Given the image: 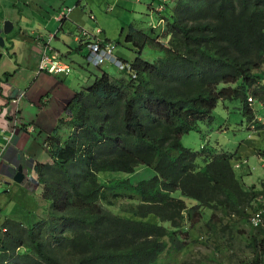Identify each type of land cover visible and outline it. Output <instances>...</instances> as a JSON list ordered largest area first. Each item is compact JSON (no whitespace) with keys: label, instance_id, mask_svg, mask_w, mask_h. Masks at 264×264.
Masks as SVG:
<instances>
[{"label":"trees","instance_id":"16d2710c","mask_svg":"<svg viewBox=\"0 0 264 264\" xmlns=\"http://www.w3.org/2000/svg\"><path fill=\"white\" fill-rule=\"evenodd\" d=\"M171 5L166 43L129 26L134 72H102L66 104L43 145L51 164L33 168L47 214L5 221L0 264H264V181L237 176L238 151L181 143L220 101L237 102L241 126L264 138V0ZM145 48L158 57L144 60ZM144 168L154 175L134 183L98 179Z\"/></svg>","mask_w":264,"mask_h":264},{"label":"crops","instance_id":"0c3cea01","mask_svg":"<svg viewBox=\"0 0 264 264\" xmlns=\"http://www.w3.org/2000/svg\"><path fill=\"white\" fill-rule=\"evenodd\" d=\"M146 2L137 4L150 10L154 4ZM171 2L166 3L168 9ZM111 11L105 0H0V37L5 42L4 48L0 47V174L13 176L12 166L20 165L24 183L26 172L35 163L51 164L43 147L45 138L76 93L69 88L66 75L39 72L47 38L54 36L51 49L61 60L73 53L83 55L85 60L88 50L81 45L79 33L84 30L95 34L94 30L101 29L95 14ZM62 12L65 17L60 20ZM5 22L12 24L8 35L4 34ZM97 38L110 43L102 29ZM38 129L41 134L36 137ZM42 156L48 160L40 161ZM4 223L0 224V239Z\"/></svg>","mask_w":264,"mask_h":264},{"label":"rangeland","instance_id":"374dc122","mask_svg":"<svg viewBox=\"0 0 264 264\" xmlns=\"http://www.w3.org/2000/svg\"><path fill=\"white\" fill-rule=\"evenodd\" d=\"M137 1L142 2V4L149 3L146 2L147 0H118L114 3L113 0H105V3L111 6L112 11L98 13L100 16L95 14L97 20H100L99 27L104 30L106 39L114 46V57L128 63H132L136 58L132 44L126 42L129 26L142 29L148 34L153 33V37L156 36L157 38H155L159 43H166V40L163 39L165 23L164 26H161L163 27L161 34H159L160 29H157L159 19L169 16V10L157 12L158 7L165 4L162 0H151V4L154 6L149 10L147 7H140ZM49 41H51L49 46L52 48L51 43H54V40L47 38L46 43ZM141 56L144 60L151 62L158 57V50L153 51L145 48ZM63 61L70 66V72L66 74V81L69 88L76 93L90 87L95 82L96 77L101 74L100 71L106 72L112 79L121 77V73L110 62H106L100 69H97L92 65H87L84 56L77 53L68 55L67 60L64 59ZM260 114L258 120L264 123V108ZM213 117L214 121L210 125L200 123L197 131L182 136L183 147L195 152L206 146L207 148H216L218 152L227 151L233 154L238 151L239 158H236L234 162V165L239 162L238 167H235L237 176L247 186L255 185L259 190L261 182L264 181V163L262 159L259 160L257 150L264 152V138L254 134L251 135V140L248 139L249 132L246 130V124L241 126L242 117L237 102L220 101L214 110ZM40 134L41 131L38 129L36 137ZM260 157L262 158V156ZM42 158L40 160L42 162L48 160L47 156H42ZM26 175L25 182L20 184L16 183L12 176L0 175L2 177L0 178V191L5 192L0 194V210H2L0 224L4 223L7 218L11 221L21 222L25 227H30L46 216L48 204L42 198L37 176L33 169L28 170ZM153 175L152 170L144 168L129 176L119 173H99L98 179L104 183L123 177L132 180L134 183L137 179V181L146 180ZM179 196L178 193H175V197ZM114 211L116 212V210ZM152 219L154 220V217H150L148 220L152 221ZM195 250L204 253V248L201 246L195 247Z\"/></svg>","mask_w":264,"mask_h":264},{"label":"built area","instance_id":"2783aa9c","mask_svg":"<svg viewBox=\"0 0 264 264\" xmlns=\"http://www.w3.org/2000/svg\"><path fill=\"white\" fill-rule=\"evenodd\" d=\"M97 33H100V30H97ZM83 36H87L85 32H82ZM51 39V36H50ZM88 47V54L86 57V61L89 65H92L95 68H99L103 66L106 62H110L113 64L119 71H128L133 73L132 67L128 63H123L122 61L118 60L113 55V46L108 44L104 41H101L98 38L90 41L87 45ZM50 48L47 47V51ZM39 72H48L50 74H66L69 72L68 65L64 64L58 59L56 53L52 55L45 52L39 61ZM261 213H256L252 219L251 223L253 226H258L261 223Z\"/></svg>","mask_w":264,"mask_h":264},{"label":"clouds","instance_id":"9594fccd","mask_svg":"<svg viewBox=\"0 0 264 264\" xmlns=\"http://www.w3.org/2000/svg\"><path fill=\"white\" fill-rule=\"evenodd\" d=\"M166 3L167 2H165V1H163V4H165V5H160L159 7H158V10H157V12H161V11H165V7H166ZM171 4H172V2H171ZM109 10V9H108ZM166 10H168V8L166 7ZM68 12H70V10H68ZM63 17H65V13H60V20L63 18ZM165 23V17H163V18H160L159 19V21H158V28L157 29H159L163 24ZM164 26V25H163ZM163 28V27H162ZM98 30V29H97ZM97 30H95V34H89L88 32H86V31H84V30H82L81 31V33H79V35L80 36H78L79 37V41L81 42V45H83V46H85L86 48H87V50H88V47H87V45H88V43L90 42V41H92V39L94 40L95 38H97V36H98V34H100L101 33V29H99L100 30V33H97ZM152 30H154V28H152ZM82 32H85L86 34H87V36H83L82 35ZM53 38H54V36H52L51 35V39H50V37H49V40H53ZM105 42V41H104ZM108 44H111L112 45V43L110 42H107ZM113 46V45H112ZM47 47L48 48H50V46H49V42L48 43H46V45H45V52H47L48 54H50V55H52L54 52L52 51V49L50 48V50H48L47 51ZM113 49H114V46H113ZM44 52V53H45ZM43 53V54H44ZM114 53V52H113ZM42 54V55H43ZM88 54V53H87ZM57 56H58V59L61 61V62H63V60H61L60 58V56L57 54ZM86 57H87V55H85V62L87 63V61H86ZM119 60V59H118ZM121 61V60H120ZM123 62V61H122ZM64 64H66L65 62H63ZM123 63H128V62H123ZM128 64H130L131 65V63H128ZM67 65V64H66ZM87 65H89L88 63H87ZM68 67H69V72H70V66L68 65ZM102 67V66H101ZM101 67H99V68H97V69H100ZM132 67V66H131ZM116 68V67H115ZM117 69V68H116ZM118 70V69H117ZM132 70H133V68H132ZM119 71V70H118ZM134 71V70H133ZM119 72H123V71H119ZM46 73H48V72H46ZM100 73L102 74V72L100 71ZM48 74H50V73H48ZM67 74V73H66ZM66 74H50V75H53V76H56V75H66ZM100 76V75H99ZM249 132V135H248V139H250L251 140V135H254V133L253 132H250V131H248ZM261 155H258V158H259V160L260 159H262L263 160V163H264V156H262V158L260 157ZM242 159V158H241ZM243 160V159H242ZM238 164H239V162L237 163H235V165L233 166L234 167V169H235V167H238ZM11 165H13V164H11ZM14 169H12V172H14V174L13 173H11V174H13V176L15 175V173H16V169L15 168H18V167H21L22 168V171H23V167L22 166H17V165H13L12 166ZM1 175V174H0ZM23 175H25L24 174V171H23ZM12 176V177H13ZM252 186V185H251ZM3 193V192H2ZM260 212H262V211H260ZM258 213V212H257ZM256 214V213H255ZM254 214V215H255ZM252 219V218H251ZM250 223H251V220H250ZM263 224V219H262V217H261V223L258 225V226H260V225H262ZM251 225L253 226V224L251 223ZM258 226H253V227H258Z\"/></svg>","mask_w":264,"mask_h":264},{"label":"water","instance_id":"95a60500","mask_svg":"<svg viewBox=\"0 0 264 264\" xmlns=\"http://www.w3.org/2000/svg\"><path fill=\"white\" fill-rule=\"evenodd\" d=\"M11 29H12V24L10 22H5L4 34L8 35L11 32ZM4 46H5L4 39L2 37H0V47L4 48ZM0 58H1V56H0ZM15 169H16V173L13 176L14 177V181L16 183L20 184L23 181V179H24L23 171H22L21 167H18V168H15ZM2 192H4V191H0V193H2Z\"/></svg>","mask_w":264,"mask_h":264}]
</instances>
